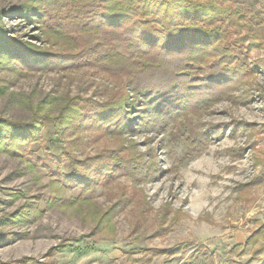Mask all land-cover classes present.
I'll return each instance as SVG.
<instances>
[{
	"label": "rangeland",
	"instance_id": "rangeland-1",
	"mask_svg": "<svg viewBox=\"0 0 264 264\" xmlns=\"http://www.w3.org/2000/svg\"><path fill=\"white\" fill-rule=\"evenodd\" d=\"M27 3L0 0V25L12 39L62 55L76 50L61 38H46L39 23L15 14V8ZM227 4L240 17V25L220 24L228 41L250 32L263 42L245 59L254 68L246 84L224 90L211 106L189 115L192 121L199 117L212 135L205 148L199 154L190 152L183 122L176 129L152 126L124 133L89 123L56 129L48 122L41 135L46 144L37 140L20 154L0 152V261L34 257L33 264H41L40 260H55V264H180L179 255H153L151 250L172 249L193 240L213 250L221 264L228 258L226 250L244 243L252 233L254 220L264 222V180L258 187L242 188V183L257 175L264 177V136L253 133L249 137L250 129L234 135L230 125L237 121L257 131L264 124V0H229ZM67 8H57L54 19L64 16ZM90 41L96 43L97 37ZM115 46L124 51L122 44ZM238 50L235 47L233 52ZM46 61L44 58L35 67L18 60L8 66L0 64V121L25 124L37 116L50 117L68 97L104 101L124 84V78H110L86 64L59 67ZM65 151L82 163L80 167L93 165L90 175L97 178L95 183L80 187L53 182L57 173L72 168ZM109 151L134 159L142 166L141 176L115 174V170L96 176L99 169L94 164L100 157L115 163ZM255 157L260 159L257 166ZM55 191L57 204L47 207ZM74 197L88 200L69 205ZM36 205L39 214L32 212ZM23 207L30 214L18 221ZM102 214L108 216L106 224L95 226ZM259 243L233 259L248 260Z\"/></svg>",
	"mask_w": 264,
	"mask_h": 264
},
{
	"label": "trees",
	"instance_id": "trees-1",
	"mask_svg": "<svg viewBox=\"0 0 264 264\" xmlns=\"http://www.w3.org/2000/svg\"><path fill=\"white\" fill-rule=\"evenodd\" d=\"M228 1L27 0V5L14 9L15 14H21L27 22L39 23L40 31L46 38L50 35L61 38L75 46L76 50L62 55L49 49L41 50L30 43H19L0 25L2 66L18 60L35 67L46 58V63L50 64L52 60L54 66L59 67L86 64L110 78H124V84L104 101L68 97L60 111L50 117L37 116L25 124L0 121V152L20 154L31 143L44 141L42 130L48 122L56 129L60 126L74 129L86 123L95 127L104 125L116 133L150 129L152 126L160 130L172 125V129H176V124L183 122L185 144L191 153L198 151L199 154L212 135L199 117L192 121L189 115L192 117L197 109L207 104L211 106L209 103L216 101L224 90L230 92L232 88L246 84L254 68L245 59L252 48L260 47L263 42L262 38L250 32L228 41L229 35L219 27L220 24L227 22L228 26H232L236 22L240 25V17L236 16ZM63 6H69L67 13L55 20L54 13ZM1 18L2 15L0 22ZM62 19L68 21L64 23ZM84 35L87 39H83ZM92 37H97L96 43H91ZM80 39L83 42L79 43ZM115 43L122 44L124 51L118 50ZM103 47L107 49L101 51ZM235 47L239 49L238 53L233 52ZM230 125L234 135L250 129L253 132L249 137L253 133L264 136V124L257 131L237 121ZM57 139L55 134L54 140ZM63 153L72 168L57 173L54 183L88 187L96 182L95 175H90L93 165L80 167L82 163L76 162L69 152ZM109 154L115 163L111 165L100 157L99 162L94 164L99 169L96 176L107 170L131 177L141 176L138 174L142 166L137 165L134 159L113 155L112 152ZM59 158L60 155L53 160L57 162ZM254 159L255 166L260 164L259 158ZM110 166H114L113 169ZM262 180L264 177L257 175L250 182L242 183V188L248 185L258 187ZM57 194L58 191H55L54 197L47 201V207L57 204ZM240 198L247 200L243 195ZM86 200L88 198L74 197L68 204ZM20 211L18 221L30 214L26 207ZM32 212L39 214L41 211L36 205ZM107 218L106 214H102L95 226L102 227ZM253 223L254 229L245 242L227 249L228 258L221 264H264V222L254 220ZM258 242V246L251 249L248 260L233 259L243 256L248 246ZM151 252L153 255L167 252L179 255L180 264H218L213 250L193 240H186L172 249H152ZM35 259L21 257L14 262L0 261V264H33ZM40 262L55 264V260Z\"/></svg>",
	"mask_w": 264,
	"mask_h": 264
}]
</instances>
